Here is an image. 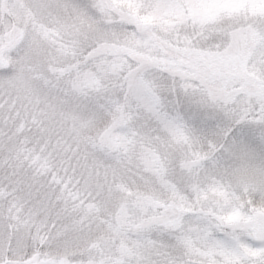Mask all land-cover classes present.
Returning <instances> with one entry per match:
<instances>
[{
  "label": "snow or ice",
  "instance_id": "snow-or-ice-1",
  "mask_svg": "<svg viewBox=\"0 0 264 264\" xmlns=\"http://www.w3.org/2000/svg\"><path fill=\"white\" fill-rule=\"evenodd\" d=\"M0 264H264V0H0Z\"/></svg>",
  "mask_w": 264,
  "mask_h": 264
}]
</instances>
